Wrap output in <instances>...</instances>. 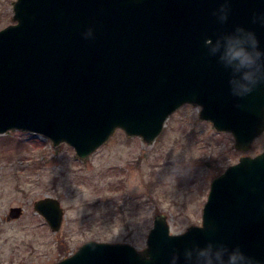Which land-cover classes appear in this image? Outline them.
<instances>
[{"label": "water", "instance_id": "water-1", "mask_svg": "<svg viewBox=\"0 0 264 264\" xmlns=\"http://www.w3.org/2000/svg\"><path fill=\"white\" fill-rule=\"evenodd\" d=\"M12 4L0 28V133L33 131L85 157L118 127L152 141L183 103L236 148L264 130V0ZM33 207L60 228L56 197ZM21 214L11 206L6 218ZM50 264H264V151L212 178L201 224L170 232L158 213L141 249L88 239Z\"/></svg>", "mask_w": 264, "mask_h": 264}, {"label": "rangeland", "instance_id": "rangeland-1", "mask_svg": "<svg viewBox=\"0 0 264 264\" xmlns=\"http://www.w3.org/2000/svg\"><path fill=\"white\" fill-rule=\"evenodd\" d=\"M12 1L0 0V28L13 22ZM199 109L181 104L149 142L116 128L85 157L33 131L0 133V264H49L88 239L141 249L158 213L174 233L200 224L211 179L241 151L232 134L200 118ZM262 131L251 153L264 147ZM45 196L63 207L58 230L33 207ZM11 206H21L22 214L7 219Z\"/></svg>", "mask_w": 264, "mask_h": 264}, {"label": "flooded vegetation", "instance_id": "flooded-vegetation-1", "mask_svg": "<svg viewBox=\"0 0 264 264\" xmlns=\"http://www.w3.org/2000/svg\"><path fill=\"white\" fill-rule=\"evenodd\" d=\"M262 133H264V131H262ZM236 148V147H235ZM250 148H252V147H248V148H246L245 150H242V149H239V148H236V149H238V150H240L241 151V153H240V155L238 156V159L240 158V156H242V155H255V154H257V153H259V152H261V151H264V147H262V148H260L259 150H256L255 152H253V153H251L250 152ZM249 150V151H248ZM237 159V160H238ZM235 162V161H234Z\"/></svg>", "mask_w": 264, "mask_h": 264}]
</instances>
